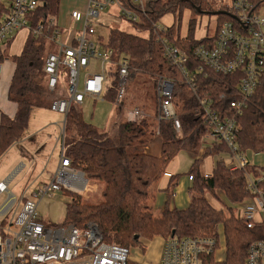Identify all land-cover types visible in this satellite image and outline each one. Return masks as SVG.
<instances>
[{
	"label": "trees",
	"instance_id": "16d2710c",
	"mask_svg": "<svg viewBox=\"0 0 264 264\" xmlns=\"http://www.w3.org/2000/svg\"><path fill=\"white\" fill-rule=\"evenodd\" d=\"M9 1L0 0V23L8 13ZM39 1L41 5L29 15L33 27L39 23L43 25L46 17H55L59 11L60 0ZM261 1L264 0L257 3ZM120 2L135 14L137 21L133 28L138 35L121 32L116 27L109 30L106 46L113 55L112 65L106 71L103 99L111 104L115 102V64L121 57L127 63L129 74L145 75L153 81L158 76L171 79L174 83L171 101L178 114L181 135L175 134L171 121L157 122L155 115L135 122L121 119L113 135H109L86 123L79 111L71 109L65 117L64 132L69 129L70 135L63 140L64 155L72 168L82 173L87 181L101 186L100 198L96 203H85L79 195L63 191V197L69 199L64 208V220L47 226L74 225L82 228L93 223L105 243L126 248L139 245L140 239L151 240L157 236L164 240L172 235L178 240L210 239L214 241L215 248L201 254L202 264H245L249 245L264 240V224L247 228L248 221L234 215L233 205L253 196L246 175L256 179L255 168L247 165L243 169L229 170L224 161L218 160L207 176L200 171L203 161L226 152L227 148L223 143H203L208 127L202 119L198 99L213 100L216 108L231 116L227 105L234 98L239 73L223 77L204 67L201 73H194L201 66L194 56L195 50L200 46L209 47L211 42L210 37L195 39V19L189 22L185 38H179L178 27L170 26L163 32L151 27L152 23L159 22L169 13L176 16L178 26L186 9L198 16L207 14L210 11L205 6L207 0H148L143 11L130 0ZM223 20L229 19L224 15L217 17V21ZM144 31L148 34L140 36ZM49 33L44 29L40 36L29 34L22 52L13 59L15 71L8 89V100L15 104L16 112L13 118L1 115L0 157L21 139L31 110L46 108L50 104L42 74L44 58L50 53V42L45 38ZM162 38L186 54V67L194 74L195 91L163 57ZM10 41L0 47V61L5 58ZM221 94L225 96L222 100L219 99ZM236 124L238 131L233 141L236 151L264 153V81L251 104L236 118ZM155 139L159 141L158 156L145 151ZM181 151L193 157L188 173L193 178L189 203L183 210L165 206L156 216L152 213L153 186ZM170 181L168 189L176 184ZM255 186L264 194V181ZM216 192H220L227 201V205L222 206L224 210L214 208L206 198L210 195L218 200ZM0 224L3 226L4 221ZM219 239L224 252L221 260L215 257Z\"/></svg>",
	"mask_w": 264,
	"mask_h": 264
},
{
	"label": "built area",
	"instance_id": "2783aa9c",
	"mask_svg": "<svg viewBox=\"0 0 264 264\" xmlns=\"http://www.w3.org/2000/svg\"><path fill=\"white\" fill-rule=\"evenodd\" d=\"M146 1L130 0L141 11ZM257 1L230 0L228 7L222 10L229 20L217 21L218 16H215L211 35L206 34L203 28L200 38L210 37L209 47L200 46L194 52L201 63L194 71L196 74L201 73L203 67L223 77L239 73L234 98L227 105L231 116L216 108L213 100L198 99L202 119L208 127L202 141L205 145L223 143L226 146V152L213 156V166L222 160L229 170L250 165L247 155L252 152L238 153L233 143L238 131L236 118L251 104L264 81V1L259 4ZM40 5L39 0L9 1L8 13L0 23V47L20 30L35 36L42 35L44 29L49 30L45 38L55 45V52L48 53L44 58L42 74L46 93L51 97L49 109L63 116V130L65 117L71 109L82 106L87 100L104 102L106 71L112 65L113 54L101 34L105 28L109 33L111 25L118 22L131 25L128 27L131 29L137 18L133 11L121 5L120 0H84V5L69 12L72 24L69 29L60 30L53 16L46 17L43 25L39 23L33 27L29 15ZM111 7L116 9L113 14L109 12ZM158 23H152L151 27L163 32L167 27ZM118 30L127 32L123 28ZM132 30L133 35H138L134 28ZM147 34L144 31L139 35ZM160 43L165 60L195 91L194 74L186 67V54L166 38H162ZM93 64L96 65L94 69ZM115 65L117 84L114 105L119 106L125 95L129 72L125 59ZM173 86L171 79L160 76L153 81L154 115L157 122L171 121L175 134L180 136V121L171 101ZM224 98L223 94L219 96L221 100ZM127 114V121L130 122L147 117L139 107H134ZM62 145L63 142L58 165L47 184H40L31 193L28 192L29 186L17 198L8 193L5 183H0V195L6 194L0 206V217L13 210L11 218L2 220L3 226L0 224V264H137L130 260L129 248L105 243L95 224L88 223L82 228L74 225L47 226L38 214L41 200L53 199L63 191L78 194L88 188L84 175L70 165ZM253 167L257 178L246 175L253 196L239 205V217L248 221L247 228L264 224V194L255 186L264 181V168ZM162 176L170 178L171 174L165 171ZM187 179L192 183L191 175ZM214 246V241L210 239L178 240L172 236L164 240L158 264H202L201 254L211 252ZM245 264H264V240L249 245Z\"/></svg>",
	"mask_w": 264,
	"mask_h": 264
},
{
	"label": "rangeland",
	"instance_id": "374dc122",
	"mask_svg": "<svg viewBox=\"0 0 264 264\" xmlns=\"http://www.w3.org/2000/svg\"><path fill=\"white\" fill-rule=\"evenodd\" d=\"M80 1L81 0H61L60 8L66 9V7L70 5H78ZM229 3L230 0H207L205 6L210 9L209 12H218L225 10L228 7ZM109 12L113 14L116 12V9L111 7ZM169 14H166L168 16L165 15L164 18H162L158 24L174 26L175 28L178 27L177 31L180 34L186 31L189 22L194 19L196 21V27L198 29L205 28L206 34L208 35H211L215 27V16L212 15L203 14L198 16L192 11L186 9L182 12L181 19L177 26V18L176 20H174L170 17L172 14ZM130 26L131 25L119 22L117 24L111 25V27H116L118 29L123 28L126 31H131V29H133L132 27L131 29L128 28ZM96 28L97 30L100 29L99 26H97ZM101 35L103 39H105V41L107 42L108 31L106 28L103 34ZM49 52H55V45L53 43H50ZM92 67L94 69L96 68V65L93 64ZM152 83L153 80L151 77L140 75L138 73H131L128 75L127 82L125 85V95L123 101L120 103L119 106H115L114 104H111L106 101L98 102L96 105L93 106L91 103L92 101L88 100L85 105L80 108L82 116L86 121H88V124H91L96 129H99L101 132L106 134H110L108 124L113 118L116 109H119L123 104H126L127 99L130 101V103L126 105L127 107H125L129 111H131L137 105L136 107L143 109V112L147 117H153L154 91ZM46 96L47 101L50 102V97L48 95ZM76 110L78 111V109ZM91 115L93 116L92 119L90 118ZM63 121V116L51 111L49 109V105L46 108H34L31 110L27 122V127L23 134V138L32 134L34 137L33 141L31 142L33 143L32 146L43 147L41 159L43 160V164L47 163V168L45 169V172L42 177H34V174H28L23 177V173L15 177L9 187L11 193L17 198H19L20 194L27 187L30 186L28 192L31 193L33 190H36L40 184H47L49 182V174L52 172L55 163L58 160L60 145L63 142L64 138H68L70 135L69 129H67L66 132H64V129L62 130ZM89 121L91 123H89ZM115 128L113 132L115 131ZM59 136H62L60 140L57 139ZM247 158L251 166L264 168V153H248ZM172 161L175 166L174 170L178 177H185L189 173L191 163L193 162V157L190 156L188 153L181 151ZM1 166L2 164L0 163V169ZM203 166H200L201 173ZM41 169L42 165H40L38 169H36L35 174L37 175L40 171H42ZM87 184L88 188H86L85 191L78 193L77 195H79L82 198V201L85 203L98 202L100 198L99 195L101 192V186L93 181H87ZM207 197L208 200L212 202L214 206L217 207V209H223L222 204H217L210 195ZM3 198V195H1L0 205L3 201ZM68 201L69 199L67 197H63V194H58L53 199H43L39 202L37 212L46 221H44L45 224H48V222H50V224H59L64 220V208ZM236 205H233V213L234 215L239 217L241 208L236 207ZM12 214L13 210L9 211L5 217H0V222L2 220L8 221L11 218ZM163 242L164 238L160 236L154 237L151 240L140 239L139 245L129 248L130 260L137 264H158ZM215 257L218 260H221L224 257L223 245L221 240L220 245L217 246V249L215 251Z\"/></svg>",
	"mask_w": 264,
	"mask_h": 264
},
{
	"label": "crops",
	"instance_id": "0c3cea01",
	"mask_svg": "<svg viewBox=\"0 0 264 264\" xmlns=\"http://www.w3.org/2000/svg\"><path fill=\"white\" fill-rule=\"evenodd\" d=\"M61 3V0H60ZM82 5H84V0H81L78 5L73 4L66 9L60 8L59 4V11L57 15L55 16V21L57 23V26L60 30H66L69 29V27L72 26V24L69 22V12L73 9L80 8ZM170 15V14H169ZM168 16V15H166ZM171 18L176 20L175 15H171ZM164 18V16L162 17ZM161 18V19H162ZM162 25V24H161ZM165 27H170L166 26ZM188 30V27L186 28V31ZM186 31L184 33H178L179 38H185L187 33ZM127 34L133 35V30L127 31ZM29 33L26 30H20L10 41L5 58L0 61V119L1 115H4L8 118H13L16 112V106L14 103L10 102L8 100V89L10 82L12 80L14 71H15V64L13 59L20 55L22 52L24 43L28 37ZM203 36V29H198L195 27L194 37L195 39H200ZM138 85V84H137ZM49 96V95H48ZM50 97V96H49ZM51 99V97H50ZM51 101V100H50ZM88 101V100H87ZM86 101V102H87ZM90 101V100H89ZM85 102V103H86ZM85 103L82 105L84 106ZM92 105H96L98 101H92ZM130 101L127 99L126 104H123L121 108L116 109V112L114 113L113 118L109 122V135H113V130L116 126V123L120 121L121 119L127 120V113L128 109L126 108L127 104H129ZM77 107L75 109H78V111L82 114L80 111V108ZM126 106V107H125ZM137 106V105H136ZM135 106V107H136ZM141 109V108H140ZM143 111V109H141ZM83 118V116H82ZM90 118L92 119L93 116L91 115ZM83 120L87 123L84 118ZM89 123H91L89 121ZM91 125V124H90ZM103 126V125H100ZM94 127V126H93ZM99 130V129H98ZM33 135H29L25 138H23V135L21 139L12 145L1 157H0V163L2 164L0 169V183H5L8 189V193H11L9 185L12 183L13 179L17 177L18 175L23 173V177H25L28 174H34V177H42L45 169L47 168L46 164H43V160L41 159L42 150L43 147L39 146H32L33 143ZM63 146V145H62ZM64 150V149H63ZM145 151L152 155V156H158L159 152V141L154 140L148 147H146ZM61 152V145L59 148V155L58 160L55 163V166L52 170V172L49 174V177L52 176L53 172L55 171L60 157ZM215 159L214 157H210L209 159H206L202 163V173L208 174L212 169L214 165ZM192 164V163H191ZM42 165V171H40L37 175L35 174L36 169ZM175 166L173 164V161L169 163L166 171H168L171 174L170 178L161 177L160 180L154 184L153 190L155 193V199L154 203L152 205V213L154 215H159L165 206H167L169 209L177 208L180 210H183L187 207L189 203V189L191 187V182L188 181L187 176L185 177H178L174 170ZM177 176V177H175ZM176 183L175 187L172 189H168V185L171 182ZM168 193L170 196L168 197ZM12 194V193H11ZM216 197L218 200H214L217 204L221 205H227V201L224 199L223 195L220 192H216ZM1 196V195H0ZM209 196V195H207ZM206 196L207 200L208 197ZM3 201L6 198V194H3ZM2 201V202H3ZM209 201V200H208ZM209 203L217 209L216 206L212 204V202L209 201ZM2 205V203H1ZM0 205V206H1ZM240 204L236 205V207H239ZM234 207V206H233ZM43 219V218H42ZM43 221H45L43 219ZM46 222V221H45ZM50 224V222H48Z\"/></svg>",
	"mask_w": 264,
	"mask_h": 264
},
{
	"label": "water",
	"instance_id": "95a60500",
	"mask_svg": "<svg viewBox=\"0 0 264 264\" xmlns=\"http://www.w3.org/2000/svg\"><path fill=\"white\" fill-rule=\"evenodd\" d=\"M208 15H212V16H219V15H225V12L223 11H218V12H209L207 13ZM173 236V235H172Z\"/></svg>",
	"mask_w": 264,
	"mask_h": 264
}]
</instances>
